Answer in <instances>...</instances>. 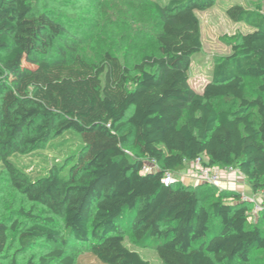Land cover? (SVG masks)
Segmentation results:
<instances>
[{
	"label": "trees",
	"instance_id": "1",
	"mask_svg": "<svg viewBox=\"0 0 264 264\" xmlns=\"http://www.w3.org/2000/svg\"><path fill=\"white\" fill-rule=\"evenodd\" d=\"M215 2H156L158 53L131 68L109 51L88 61L62 46L65 28L29 0H0V167L20 194L69 229L62 236L28 212L34 222L19 232L22 247L39 239L79 242L100 264H152L125 244L129 230L156 249L162 264H251L264 249V207L249 224L254 202L239 191L222 189L206 205L201 185L175 176L202 158L207 166L237 168L264 194V12L261 4L228 7L233 20L254 30L234 37L231 54L214 64L198 92L189 77L203 50L196 10ZM247 77L262 80L254 98L246 96ZM69 142L73 151L54 155L49 165L18 162L28 156L41 162ZM146 160L158 170L142 172ZM168 174L174 179L166 184ZM18 226L0 220V259ZM38 264H75V258L55 248Z\"/></svg>",
	"mask_w": 264,
	"mask_h": 264
},
{
	"label": "rangeland",
	"instance_id": "2",
	"mask_svg": "<svg viewBox=\"0 0 264 264\" xmlns=\"http://www.w3.org/2000/svg\"><path fill=\"white\" fill-rule=\"evenodd\" d=\"M158 1L164 3L168 0H29L35 12L49 14L65 28L62 46L66 45L69 50L81 54L90 62L100 61L105 52L109 51L120 56L131 68L140 62L144 55L158 53L156 36L161 25L154 11ZM234 4H240L248 9L261 4L264 12V0H216L212 7L196 10L201 25L203 50L193 57L189 77L190 84L198 92H202L211 79L214 64L231 54L232 46L238 43V39L234 37L254 30L250 25L235 21L228 15V7ZM246 83V96L256 97L260 92L262 80L247 77ZM214 101L218 108H228V104L222 100ZM70 144L72 142L60 151L43 154L41 162H36L35 158L30 156L18 159V162L27 163L29 167L38 163L49 165L54 155L58 159L71 153L73 148ZM131 151L133 154L137 152L135 147H131ZM187 168H192L191 163ZM233 169L226 170L218 183L199 184L201 185L199 193L206 205H210L222 192L224 188L220 183L225 177L231 186L247 183L245 176L237 168ZM188 173L185 171L182 174L185 176ZM182 174L176 173L175 176L181 180ZM191 183L196 185L195 180ZM246 194L250 199L255 195L251 189L246 190ZM261 199H264V194ZM251 207L252 217L249 216L248 223L253 225L258 221V214L254 212L255 203ZM28 212L39 217L43 224L52 225L60 230L62 236L69 235V229L61 217H55L44 205L27 200L14 188L7 172L0 167V220H6L8 224L15 220L19 221L17 230H10L9 245L0 262L15 259L20 264H38L41 256L55 248H64L66 255L75 258V264H100L89 254L88 246L79 242L64 246L49 244L39 239L31 246L22 247L18 240L19 232L34 222L26 214ZM49 218H54L55 222L51 224L47 220ZM124 242L152 264H162L156 249L148 242H138L129 230ZM251 264H264V249L253 253Z\"/></svg>",
	"mask_w": 264,
	"mask_h": 264
},
{
	"label": "built area",
	"instance_id": "3",
	"mask_svg": "<svg viewBox=\"0 0 264 264\" xmlns=\"http://www.w3.org/2000/svg\"><path fill=\"white\" fill-rule=\"evenodd\" d=\"M129 154L131 152L127 151ZM192 168L189 170V174L197 175L202 182L215 184L221 180L222 174L227 170H234L232 166H227L221 168L219 166H207L203 164V159L198 158L195 161L191 162ZM158 164L154 160H146L143 167L142 172H151L158 170ZM224 169V170H223ZM173 175L168 174L163 180L166 184H169L173 181ZM242 198L244 200H251L247 195L243 194ZM264 207V199L259 202H255V211L257 214ZM252 217V216H250ZM257 219V217H256Z\"/></svg>",
	"mask_w": 264,
	"mask_h": 264
},
{
	"label": "crops",
	"instance_id": "4",
	"mask_svg": "<svg viewBox=\"0 0 264 264\" xmlns=\"http://www.w3.org/2000/svg\"><path fill=\"white\" fill-rule=\"evenodd\" d=\"M187 167L184 170H182L180 173L182 174L185 171H188L189 172L190 169L187 168ZM244 178H246V177H244ZM193 180H195L196 185H193L191 183ZM180 181L183 182V183H185V184L192 185L193 187H197L200 183H203L201 181V179L197 175H195V174H189V173H188V175H185V176L182 174V179ZM229 184H230V182H228L227 177H225L224 180L221 181L220 186L223 187L224 189L226 188V189H234V190H237L241 194L244 193L245 195H247L246 194V190H248V189H251L252 190V188L250 187V185L248 184V182L246 184H244V185H241V186L240 185L239 186H231ZM254 194L255 195H254L253 198H251V201H253L255 203V202H259V201L262 200L261 199L262 198V194H263L262 192H254Z\"/></svg>",
	"mask_w": 264,
	"mask_h": 264
}]
</instances>
